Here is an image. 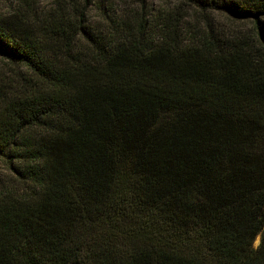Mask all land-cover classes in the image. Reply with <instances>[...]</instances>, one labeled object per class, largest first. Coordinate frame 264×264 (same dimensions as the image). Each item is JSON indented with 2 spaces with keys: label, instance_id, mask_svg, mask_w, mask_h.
Masks as SVG:
<instances>
[{
  "label": "trees",
  "instance_id": "obj_1",
  "mask_svg": "<svg viewBox=\"0 0 264 264\" xmlns=\"http://www.w3.org/2000/svg\"><path fill=\"white\" fill-rule=\"evenodd\" d=\"M185 1L251 27L0 19V264H264V0Z\"/></svg>",
  "mask_w": 264,
  "mask_h": 264
},
{
  "label": "rangeland",
  "instance_id": "obj_2",
  "mask_svg": "<svg viewBox=\"0 0 264 264\" xmlns=\"http://www.w3.org/2000/svg\"><path fill=\"white\" fill-rule=\"evenodd\" d=\"M80 13L84 21H88L89 26L95 29L105 27L106 18L109 17L130 20L136 16L137 23L144 18L151 24L158 25L168 15L176 18L187 35L197 32L206 20L221 33H229L235 29L247 30L251 27V22L236 21L225 13H201L185 0H0V19L19 14L24 19L30 15L29 18L35 17L36 20H48L62 14L61 17L75 21L79 19ZM16 71L17 67L0 59L2 91L9 93L13 90ZM13 182H16L14 175L8 164L0 158V184L11 185ZM258 243L257 237L254 244L257 246Z\"/></svg>",
  "mask_w": 264,
  "mask_h": 264
},
{
  "label": "clouds",
  "instance_id": "obj_3",
  "mask_svg": "<svg viewBox=\"0 0 264 264\" xmlns=\"http://www.w3.org/2000/svg\"><path fill=\"white\" fill-rule=\"evenodd\" d=\"M256 245L254 244V247H255Z\"/></svg>",
  "mask_w": 264,
  "mask_h": 264
}]
</instances>
